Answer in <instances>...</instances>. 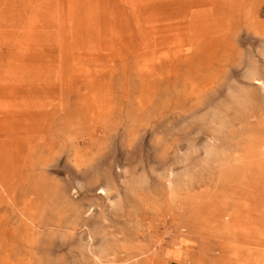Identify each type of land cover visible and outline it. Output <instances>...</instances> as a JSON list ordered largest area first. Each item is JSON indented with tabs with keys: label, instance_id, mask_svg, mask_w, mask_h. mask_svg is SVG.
<instances>
[{
	"label": "rangeland",
	"instance_id": "1",
	"mask_svg": "<svg viewBox=\"0 0 264 264\" xmlns=\"http://www.w3.org/2000/svg\"><path fill=\"white\" fill-rule=\"evenodd\" d=\"M0 264H264V0H0Z\"/></svg>",
	"mask_w": 264,
	"mask_h": 264
}]
</instances>
